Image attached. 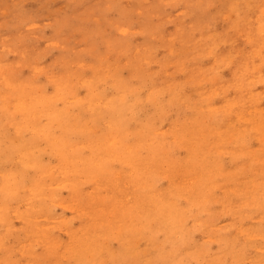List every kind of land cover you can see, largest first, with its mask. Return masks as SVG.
<instances>
[{"label":"rangeland","instance_id":"374dc122","mask_svg":"<svg viewBox=\"0 0 264 264\" xmlns=\"http://www.w3.org/2000/svg\"><path fill=\"white\" fill-rule=\"evenodd\" d=\"M263 122L264 0H0V264H264ZM58 146L102 188L36 185Z\"/></svg>","mask_w":264,"mask_h":264},{"label":"bare ground","instance_id":"6f19581e","mask_svg":"<svg viewBox=\"0 0 264 264\" xmlns=\"http://www.w3.org/2000/svg\"><path fill=\"white\" fill-rule=\"evenodd\" d=\"M9 1V0H8ZM29 1V0H28ZM242 1V0H241ZM244 1V0H243ZM24 4V3H23ZM18 30V29H17ZM8 49V48H7ZM21 54H23V52H20ZM12 57V55H11ZM63 60V59H62ZM77 60V59H76ZM75 61V60H73ZM20 62V60H19ZM76 62V61H75ZM15 63V62H14ZM33 63V62H32ZM40 63V62H39ZM44 63V62H43ZM73 63V62H72ZM17 64V63H16ZM45 64V63H44ZM52 64V63H50ZM69 64V63H68ZM32 65V64H31ZM34 65V64H33ZM53 65V64H52ZM70 65V64H69ZM43 66V65H42ZM36 67V66H35ZM34 67V68H35ZM57 67V66H56ZM60 67V66H59ZM40 68V67H38ZM37 68V69H38ZM42 68V67H41ZM62 68V67H61ZM36 69V70H37ZM68 69V67H67ZM109 67L107 68V71H108ZM73 70V69H72ZM29 71V70H28ZM45 71V69H44ZM67 71V70H66ZM106 71V70H105ZM27 72V70L25 71ZM47 72V71H46ZM53 72V71H52ZM55 72V71H54ZM62 72V71H61ZM104 72V71H103ZM49 73V72H48ZM47 73V74H48ZM51 73V72H50ZM67 73V72H66ZM110 73V72H109ZM52 74V73H51ZM63 74V73H62ZM45 75V74H43ZM42 75V76H43ZM59 75V74H57ZM56 75V76H57ZM63 76V75H61ZM66 76V75H65ZM51 77V75L49 76ZM54 78V76H52ZM51 77V78H52ZM60 77V76H59ZM94 77V76H93ZM47 78V77H46ZM97 78V77H96ZM58 79H61V78H58ZM93 79V78H91ZM45 80V79H44ZM90 80V79H89ZM94 80V79H93ZM96 81V79L94 80V82ZM61 82V80H60ZM92 83V82H91ZM62 84V82H61ZM94 84V83H92ZM97 84V83H96ZM65 85V84H63ZM94 86V85H93ZM22 91H20L21 93ZM27 93V90L23 92V95H17V100H18V103L20 104H24V103H29L30 106H32L34 108L35 111L39 112L38 114L39 115H47V118L43 120V122L41 123L42 127H38V125L40 124H36V132H39L40 135H42V138L45 139L48 143H50L51 145H57L61 139H62V136L60 135V133L62 134L64 131V128H62V126H59L58 129L56 128L52 133H49L48 136H47V131H45L44 129L47 127L46 126V122H48L51 117H52V114L55 113V110H53L50 105L46 104V102H42L40 98H31L30 96H27L25 95ZM56 95H52L53 96V99L57 97V95L60 94V92L58 93H55ZM92 99L93 97L90 95L88 96V98H85V99H82L81 100V104L83 106H85V108L90 112L91 110H93L94 108V105H93V102H92ZM115 104H113L114 106ZM91 113V112H90ZM92 114V113H91ZM84 115V114H83ZM42 121V120H41ZM15 125H17V123H15ZM190 125L195 129L196 128V125L194 123H191L190 122ZM261 128H263V125H264V122L263 123H260L258 124ZM80 130H81V126H79ZM47 130V129H46ZM121 139V138H120ZM120 139L116 138L115 140L118 142V144L120 145V148L122 150H124L126 147H124V145L126 144V142H124V145H123V142H119ZM27 139H25L24 141H26ZM203 143V142H202ZM201 143V144H202ZM21 144H23V141L21 142ZM81 145V144H80ZM59 147H57V150H56V154H57V162L58 164L56 163L54 166H50L48 164V162H42V164H40L36 170L35 166H34V171H39L41 173H37L38 176L42 175L41 176V179L38 178L39 180H41V182H38L36 183V185H38L39 187H41L42 189L44 188H48V185L50 187L51 185V182L53 181L54 183L56 182L57 186H64V182L62 181L63 180V177L62 175L59 174V172L61 171V167H59V164H63V162H67L69 164H67V168H66V171L64 172L63 171V175L65 173H72L73 176H77L79 178V180L83 181V178L84 177H88L90 179V184L91 186L93 187H98V188H102L103 186V183L102 181L101 182H98L97 179H95L93 176H95V172L98 168H100L99 171H101L102 174H111V171H112V168L110 167V165H108V159H103L101 160L100 162H98L97 160L93 161L92 159L88 158V156H76L74 158H69L67 157L66 155V152L62 151V150H59ZM94 147V146H93ZM22 148V147H21ZM78 148V147H77ZM65 149V148H64ZM18 152H21V149L19 148L18 150H14L12 152L13 155H18ZM92 152V150H91ZM16 155V156H17ZM106 155L107 156H110L108 154V152L106 151ZM55 158V157H54ZM101 159L103 157H100ZM105 158H108V157H105ZM22 161V160H21ZM30 164V162H28ZM28 163L26 162V165H28ZM34 164H35V161H34ZM132 164H134V161H132ZM30 170V169H29ZM31 173V172H30ZM79 175H82V176H79ZM86 175V176H85ZM106 177H109V176H105V179ZM131 180H129L130 182H134L135 184V188L134 190H138V189H146L147 187L144 185V181L141 180V179H136L134 180L133 178H130ZM48 180V181H47ZM105 181V180H104ZM35 183V182H34ZM150 184V183H149ZM148 184V185H149ZM118 185V183H116V186ZM148 189L150 190V188L148 187ZM76 188H72L71 189V192L75 191ZM199 191V190H198ZM201 191V190H200ZM114 194L113 195H107L109 199H111L112 201L108 204H106V206L101 209L98 213V216L101 217L102 215H104L106 218H108L110 215L111 216H115L117 214V207L119 206L118 204V201L119 202H122V193L123 192H120L119 194H116L118 191H113ZM116 192V193H115ZM173 194H175V192H173ZM36 195V194H35ZM118 195V196H117ZM139 195V194H138ZM29 197V196H28ZM31 198V196L29 197ZM47 200V198L44 196V202ZM100 200L101 198L99 197L97 199L98 203L100 204ZM33 203V202H32ZM33 207H30V209L34 212L35 210H37L38 208H43V207H39V206H35L34 204H32ZM41 206V205H40ZM160 213L157 217L158 221H159V224L161 227L165 226L168 221L171 220L172 218V215H171V212L169 211V208H165V206L160 202ZM45 210V207L43 208ZM129 212V210L127 211ZM126 213V212H125ZM139 222H140V219H139ZM43 232H40V234H42ZM90 234V232H89ZM88 260V259H87ZM86 260V261H87Z\"/></svg>","mask_w":264,"mask_h":264}]
</instances>
